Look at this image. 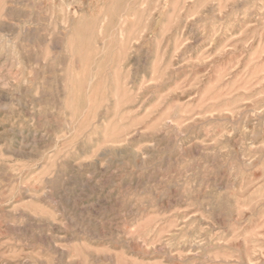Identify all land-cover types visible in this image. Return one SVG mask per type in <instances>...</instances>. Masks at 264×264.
<instances>
[{
  "label": "rangeland",
  "instance_id": "rangeland-1",
  "mask_svg": "<svg viewBox=\"0 0 264 264\" xmlns=\"http://www.w3.org/2000/svg\"><path fill=\"white\" fill-rule=\"evenodd\" d=\"M0 264H264V0H0Z\"/></svg>",
  "mask_w": 264,
  "mask_h": 264
}]
</instances>
